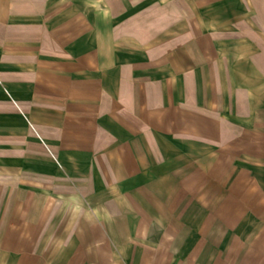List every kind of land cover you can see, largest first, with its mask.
<instances>
[{"label": "crops", "instance_id": "crops-1", "mask_svg": "<svg viewBox=\"0 0 264 264\" xmlns=\"http://www.w3.org/2000/svg\"><path fill=\"white\" fill-rule=\"evenodd\" d=\"M70 1L0 0V264H264V0L139 49Z\"/></svg>", "mask_w": 264, "mask_h": 264}, {"label": "rangeland", "instance_id": "rangeland-1", "mask_svg": "<svg viewBox=\"0 0 264 264\" xmlns=\"http://www.w3.org/2000/svg\"><path fill=\"white\" fill-rule=\"evenodd\" d=\"M75 1V0H73ZM70 1V2H73ZM94 0H88L87 4L91 8H95L91 2ZM118 9L121 12L120 16H115L111 20V23H116V29L118 30V37H114L112 29L101 31L98 35L101 39L113 40H129L133 41L132 45H143L139 40H143L145 35L151 38H160L161 33L163 36L168 35L169 48L182 42L185 38L194 35H207L209 28V14L210 7L213 11L217 9H223L225 6L224 0H114ZM112 8V7H111ZM113 14V12H112ZM114 28V29H115ZM119 28V29H118ZM162 31V32H161ZM201 31V32H200ZM97 38V37H96ZM147 38V39H148ZM146 39V38H145ZM127 40V41H128ZM140 47L136 46V49ZM216 157L218 154L216 153ZM118 194V192L116 193ZM120 194L123 195L121 192ZM73 195L80 196V202L82 206L86 205L83 201V197L80 192H73L69 195L60 194L61 199H71ZM132 195V194H130ZM89 197V196H88ZM86 199V197H85ZM73 205L76 201L73 200ZM136 209L132 210L131 214H126V209H121L122 214L126 218L131 219V223L126 227L138 226L142 216L148 215L150 207L148 201H142L140 199V193L136 195ZM87 207L81 212L85 213ZM68 208H61L58 212V216H66ZM103 212L107 211V208L101 209ZM118 211L117 209H115ZM74 212V208L72 209ZM80 212V213H81ZM79 213V214H80ZM75 214V212H74ZM135 222V223H134ZM137 222V223H136Z\"/></svg>", "mask_w": 264, "mask_h": 264}, {"label": "bare ground", "instance_id": "bare-ground-1", "mask_svg": "<svg viewBox=\"0 0 264 264\" xmlns=\"http://www.w3.org/2000/svg\"><path fill=\"white\" fill-rule=\"evenodd\" d=\"M91 4L97 9L103 8L107 14H111V12H112V9H111L107 0H94L91 2ZM72 200L76 201V204L74 207V212H75V214H79L83 210L82 203L79 201L80 196L73 195ZM85 214H87L90 218H95L96 216H101V212L97 208L95 210H93L91 208H87L85 211Z\"/></svg>", "mask_w": 264, "mask_h": 264}]
</instances>
